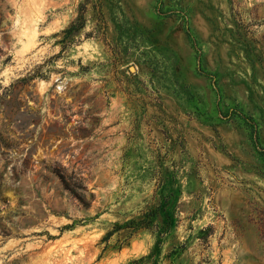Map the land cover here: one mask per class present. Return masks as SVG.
<instances>
[{
	"label": "rangeland",
	"instance_id": "374dc122",
	"mask_svg": "<svg viewBox=\"0 0 264 264\" xmlns=\"http://www.w3.org/2000/svg\"><path fill=\"white\" fill-rule=\"evenodd\" d=\"M0 264H264V0H0Z\"/></svg>",
	"mask_w": 264,
	"mask_h": 264
},
{
	"label": "trees",
	"instance_id": "16d2710c",
	"mask_svg": "<svg viewBox=\"0 0 264 264\" xmlns=\"http://www.w3.org/2000/svg\"><path fill=\"white\" fill-rule=\"evenodd\" d=\"M167 202L163 203L161 206H160V209L163 210V214H164V219H163V227H167V226H171L173 225L174 223V219H173V216L171 214V212L169 210H167V205H166ZM157 213V210L154 209L152 210V212L147 215L146 218H144L140 225L139 226H148L149 223L151 222V218L154 216V214ZM136 263V262H135Z\"/></svg>",
	"mask_w": 264,
	"mask_h": 264
}]
</instances>
